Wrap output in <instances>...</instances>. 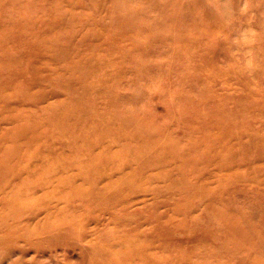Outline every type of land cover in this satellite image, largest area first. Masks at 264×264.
Segmentation results:
<instances>
[{"label": "rangeland", "instance_id": "1", "mask_svg": "<svg viewBox=\"0 0 264 264\" xmlns=\"http://www.w3.org/2000/svg\"><path fill=\"white\" fill-rule=\"evenodd\" d=\"M0 264H264V0H0Z\"/></svg>", "mask_w": 264, "mask_h": 264}]
</instances>
